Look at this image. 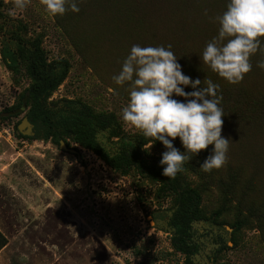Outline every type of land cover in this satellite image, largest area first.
<instances>
[{
  "label": "rangeland",
  "instance_id": "374dc122",
  "mask_svg": "<svg viewBox=\"0 0 264 264\" xmlns=\"http://www.w3.org/2000/svg\"><path fill=\"white\" fill-rule=\"evenodd\" d=\"M72 2L78 12L68 9ZM227 2L68 0L65 13L53 17L40 0H28L22 11L0 0V111L18 104L34 81L22 50L51 70L60 60L68 64L44 105L67 149L22 134L17 126L26 110L0 119V264H183L168 226L175 195L135 169L125 175L112 170L85 145L81 131L89 127L87 112L109 114L116 127L95 129L96 145L113 154L120 137L136 145L145 141L144 162L162 170V144L155 141L147 150L152 141L120 118L128 84L117 85L112 77L134 44L171 45L182 73L199 78L202 87L211 80L222 96L226 163L200 170L209 145L175 176L200 195L204 217L193 223V259L264 264V69L257 66L264 52L249 57L252 68L238 84L199 60L203 43L217 35L215 17ZM173 145L183 151L178 137Z\"/></svg>",
  "mask_w": 264,
  "mask_h": 264
},
{
  "label": "clouds",
  "instance_id": "9594fccd",
  "mask_svg": "<svg viewBox=\"0 0 264 264\" xmlns=\"http://www.w3.org/2000/svg\"><path fill=\"white\" fill-rule=\"evenodd\" d=\"M11 2L15 10L22 11L28 0ZM40 3L44 12L54 17L65 13L68 0ZM68 9L79 11L75 2L68 4ZM215 20L217 35L205 45L199 60L227 83L238 84L252 68L249 57L258 49L264 52L260 39L264 37V0H228L226 9ZM170 49L171 45H132L112 79L117 85L128 84L129 98L121 109V121L152 141L147 150L155 141L162 144L165 151L158 164L163 166L161 175L171 179L209 145L211 150L199 164L200 170L208 173L222 167L229 138L221 135L225 114L220 107L222 96L217 94L219 86L209 80L202 87L199 78L183 74ZM257 66L264 69V60ZM186 86L192 90L185 91ZM177 137L183 151L173 145Z\"/></svg>",
  "mask_w": 264,
  "mask_h": 264
},
{
  "label": "trees",
  "instance_id": "16d2710c",
  "mask_svg": "<svg viewBox=\"0 0 264 264\" xmlns=\"http://www.w3.org/2000/svg\"><path fill=\"white\" fill-rule=\"evenodd\" d=\"M202 46H205L203 43ZM201 54V53H200ZM21 57L27 61V71L34 79L33 83L21 94L18 104L0 111V119L16 117L24 110L25 117L33 124L34 134L30 138L46 139L59 144L60 140L67 142L61 133L53 130L52 120L44 107L48 96L57 88L67 73V61L60 60L58 69L51 70L45 64L38 63L28 50H22ZM7 62V61H6ZM15 67V62H7ZM88 128H82L84 143L92 149L112 170L120 174H127L135 169L143 177L153 179L160 183L164 191H170L175 195V209L168 219V226L171 228V244L173 248L183 255V264H198L193 259L197 251V243L194 239L193 223L203 219L200 207V195L197 190L184 183L178 178H167L161 175V170L144 162L145 141L139 144L120 139L119 146L115 153L104 152L96 145L93 139L95 129L115 128V121L109 114H92L87 112ZM19 134V132H17ZM22 136L21 134H19ZM114 135L116 132H114ZM5 239L0 236V246Z\"/></svg>",
  "mask_w": 264,
  "mask_h": 264
},
{
  "label": "water",
  "instance_id": "95a60500",
  "mask_svg": "<svg viewBox=\"0 0 264 264\" xmlns=\"http://www.w3.org/2000/svg\"><path fill=\"white\" fill-rule=\"evenodd\" d=\"M17 129L22 134H26V135L34 134L33 124L30 121H28V119L25 116L21 119V122L18 124ZM59 144L60 146H64V148H66L63 140H60ZM70 150L74 151L73 149H70Z\"/></svg>",
  "mask_w": 264,
  "mask_h": 264
}]
</instances>
